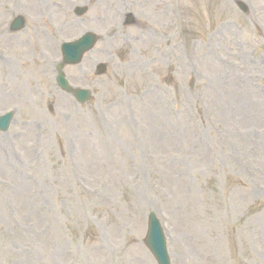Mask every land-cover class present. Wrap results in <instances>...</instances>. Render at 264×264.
I'll use <instances>...</instances> for the list:
<instances>
[{
	"label": "rangeland",
	"instance_id": "1",
	"mask_svg": "<svg viewBox=\"0 0 264 264\" xmlns=\"http://www.w3.org/2000/svg\"><path fill=\"white\" fill-rule=\"evenodd\" d=\"M15 16L0 264H156L150 212L171 264H264V0H0V26ZM84 32L95 44L62 68L79 104L53 60Z\"/></svg>",
	"mask_w": 264,
	"mask_h": 264
},
{
	"label": "water",
	"instance_id": "2",
	"mask_svg": "<svg viewBox=\"0 0 264 264\" xmlns=\"http://www.w3.org/2000/svg\"><path fill=\"white\" fill-rule=\"evenodd\" d=\"M239 7L241 9H244V6L241 3H238ZM15 23H18L17 21ZM86 39H82V41H79L73 45H67L64 49V62H71V61H76V57L78 58L81 52L88 47L85 46L83 50H80L78 55H77V49L80 47L79 44L82 45L83 42H85ZM94 41V36H90V41L89 44L91 45ZM89 45V46H90ZM82 47V46H81ZM57 82L58 84L63 88L67 90V87L65 85V81L62 78L61 73L57 77ZM74 96L81 102H83L86 97L88 96V91L84 90H79L77 92H74ZM9 117V116H8ZM8 117L4 115L1 120L5 122V124L2 126V129L5 128L7 124V119ZM146 245L149 247V249L152 251V253L155 255L157 258L159 264H166L165 260V251H164V242H163V237L161 234V231L158 227V224L156 221L153 219L149 218V223H148V232L146 236Z\"/></svg>",
	"mask_w": 264,
	"mask_h": 264
}]
</instances>
